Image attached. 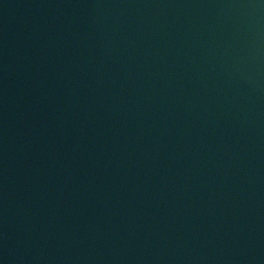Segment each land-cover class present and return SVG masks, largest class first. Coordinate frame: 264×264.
<instances>
[{
  "label": "water",
  "instance_id": "95a60500",
  "mask_svg": "<svg viewBox=\"0 0 264 264\" xmlns=\"http://www.w3.org/2000/svg\"><path fill=\"white\" fill-rule=\"evenodd\" d=\"M0 264H264V0H0Z\"/></svg>",
  "mask_w": 264,
  "mask_h": 264
}]
</instances>
